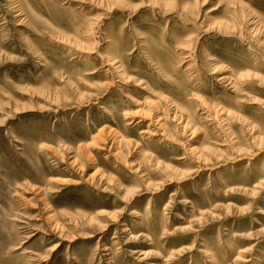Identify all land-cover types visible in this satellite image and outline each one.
Returning a JSON list of instances; mask_svg holds the SVG:
<instances>
[{
  "label": "rangeland",
  "instance_id": "rangeland-1",
  "mask_svg": "<svg viewBox=\"0 0 264 264\" xmlns=\"http://www.w3.org/2000/svg\"><path fill=\"white\" fill-rule=\"evenodd\" d=\"M0 264H264V0H0Z\"/></svg>",
  "mask_w": 264,
  "mask_h": 264
},
{
  "label": "bare ground",
  "instance_id": "bare-ground-1",
  "mask_svg": "<svg viewBox=\"0 0 264 264\" xmlns=\"http://www.w3.org/2000/svg\"><path fill=\"white\" fill-rule=\"evenodd\" d=\"M146 240H149L148 238H146ZM134 252H137V251H134ZM143 255H147V251H145L144 253H141ZM144 257V256H143Z\"/></svg>",
  "mask_w": 264,
  "mask_h": 264
}]
</instances>
